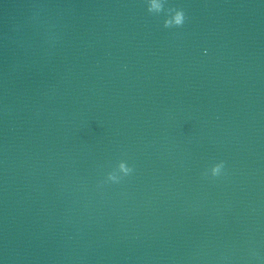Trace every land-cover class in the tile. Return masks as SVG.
<instances>
[{
    "label": "water",
    "instance_id": "obj_1",
    "mask_svg": "<svg viewBox=\"0 0 264 264\" xmlns=\"http://www.w3.org/2000/svg\"><path fill=\"white\" fill-rule=\"evenodd\" d=\"M147 6L0 0V264H264V0Z\"/></svg>",
    "mask_w": 264,
    "mask_h": 264
},
{
    "label": "clouds",
    "instance_id": "obj_2",
    "mask_svg": "<svg viewBox=\"0 0 264 264\" xmlns=\"http://www.w3.org/2000/svg\"><path fill=\"white\" fill-rule=\"evenodd\" d=\"M147 11L149 13L153 14H159L164 9V0H147ZM168 18L164 20V27L165 28H171V27H180L184 24V21L186 19L185 13L182 9H167ZM223 167V162L216 164L212 167L211 172L213 176H216L220 173L221 169ZM118 169L121 173H124L125 175L131 173L132 169L127 166L125 162H120L118 165ZM109 180L116 181L118 180V177L114 173H110L108 176Z\"/></svg>",
    "mask_w": 264,
    "mask_h": 264
}]
</instances>
